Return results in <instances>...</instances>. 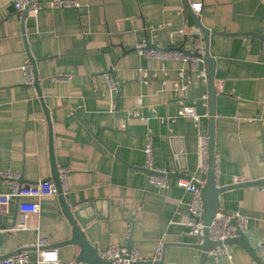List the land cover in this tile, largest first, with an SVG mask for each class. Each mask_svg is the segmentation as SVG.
<instances>
[{
  "label": "crops",
  "instance_id": "crops-1",
  "mask_svg": "<svg viewBox=\"0 0 264 264\" xmlns=\"http://www.w3.org/2000/svg\"><path fill=\"white\" fill-rule=\"evenodd\" d=\"M76 1L78 9H51V0H37L41 9L24 18L14 0H0V175H17L25 188L51 177L49 126L25 77L32 57L65 196L83 211L88 241L101 255L131 241L142 262L200 264L198 239L189 234L191 194L179 186L190 179L173 175L158 188L143 169L151 138L158 169L182 174L186 166L185 176L205 178L199 144L208 135V82L187 63L150 59L135 48L148 41L203 53L204 36L183 0ZM189 2L201 4L194 12L210 30L216 63L218 185L264 178V39L251 35L264 36V0ZM181 103L196 108L198 123L179 116ZM11 189L1 176L0 192ZM19 201L40 203L38 229L14 230ZM220 202L224 211L249 217L245 233L264 264V186L226 190ZM0 229V256L26 249L36 259L39 239L52 247L68 240L72 227L56 195L14 198L0 213ZM57 250L68 264L79 252L75 245ZM204 264L257 263L235 244Z\"/></svg>",
  "mask_w": 264,
  "mask_h": 264
},
{
  "label": "built area",
  "instance_id": "built-area-1",
  "mask_svg": "<svg viewBox=\"0 0 264 264\" xmlns=\"http://www.w3.org/2000/svg\"><path fill=\"white\" fill-rule=\"evenodd\" d=\"M15 7L18 11H23L26 5L30 4L31 10L34 13H38L41 9L37 0H14ZM80 5L76 0H51V9H78ZM193 10L201 11V4H191ZM158 46L157 44L150 43L148 41L140 42L136 45L137 51L144 57L153 58L156 60L167 61L176 60L183 63H187L190 66L191 72L195 73L199 78L203 79L204 82L208 81V72L206 62L203 58L187 55L183 52L176 50L160 51L156 49H147V46ZM195 50H192L194 52ZM26 83L33 85L34 77L32 67L29 62L26 63L25 67ZM57 80L67 81L69 77L60 76ZM111 90L116 89V83L113 80H109ZM176 89L179 88V84L175 85ZM179 116L192 118L195 122H199L201 116L197 113L194 106H189L181 103V109ZM208 135L201 136L199 144L200 163L199 170L204 174L205 178L192 179L199 186H204L206 183V175L209 167V154H208ZM145 152V167L156 173L148 176L149 184H152L158 188H165L169 179L158 175L163 173L162 170L158 169L155 165L154 146L151 138L148 139L144 149ZM63 174V186H64V175ZM5 179L12 181V189L9 193L0 192V213L6 210L14 198L20 200L22 197L42 199L47 196H56L57 191L54 182H40L34 187H21L17 184V175L6 174ZM179 186L186 189L191 194L190 201L186 204V210L191 215L189 221L190 232L189 234L193 237L197 236L204 229V224L200 220L203 214V203L201 197V190L192 181L180 180ZM41 213V205L39 202H21L18 203V214L17 224L14 230H31L38 229V220ZM235 221L236 225L232 224ZM249 217L240 213H229L218 214L214 219L213 223L209 227L210 237L214 241L224 242L227 239L235 238L238 236L237 228L242 231L247 230L249 226ZM2 230L0 229V233ZM37 247L40 248L39 255L36 259H32L28 251H22L8 258L7 260L0 262V264H68L60 259L59 252L56 248L49 246L46 239H39ZM227 246L223 249L218 248L210 252L214 257L220 252H226ZM160 251V250H159ZM103 258L111 261L112 264H139L141 258L136 250L128 251L126 247L119 245H112L104 254Z\"/></svg>",
  "mask_w": 264,
  "mask_h": 264
},
{
  "label": "water",
  "instance_id": "water-1",
  "mask_svg": "<svg viewBox=\"0 0 264 264\" xmlns=\"http://www.w3.org/2000/svg\"><path fill=\"white\" fill-rule=\"evenodd\" d=\"M185 10L189 12L196 23V27L202 32L204 36V42H205V49L203 53H200L199 51L195 50L192 52V50H186L184 47L180 48H170V47H159V46H151L148 44L147 49H156L160 51H168V50H176L183 52L190 56H195L199 58H203L207 65V72H208V88H209V123H208V154H209V167L206 175V183L204 186H199L194 180H192L191 176H185L184 171L186 169L182 168L183 173L182 174H167L166 172L159 173L158 175L164 176L168 179L172 177L173 175H179V177H187L190 179L189 181H192L198 188L201 190V197H202V203H203V214L200 218L202 223L204 224V229L201 233H199L197 236H195L196 239H198V243L194 245V247L200 249L202 251L201 254V261L200 264H204L206 260L208 259H214L215 257L210 254L212 250H217L218 248L223 249L225 246L229 247L232 245H240L244 250H246L250 256L255 260L257 264H263L261 260L257 256V249L251 246V241H249L247 234L245 231H242L240 228H237L238 236L235 238L227 239L224 242L221 241H214L210 237L209 227L213 223L214 219L217 217L218 214H228V212L224 211L221 208V202H220V196L221 194L229 189L233 188H239V187H250V186H264V178L253 180V181H247V182H240L233 184L231 186L221 187L218 185L217 182V173H216V160H215V116H216V98H217V89L215 85V59L210 55L209 52V35L210 30L203 26L201 23L200 18L195 15V10L192 9L191 4L189 0H183ZM31 10L30 4L26 5L24 10L22 11L24 18H26ZM24 30V28H23ZM255 35L257 37L263 38L264 36L257 35V34H251ZM135 50H137L135 48ZM31 64H33V77L34 82L33 86L36 88L39 96L41 97V104L45 113L46 121L49 126V156H50V164H51V177L48 178V180H45L44 182L53 181L56 187L58 201L61 206V211L64 215V217L68 220L69 224L72 227L71 230V237L63 242L54 244L53 248H60L67 245H75L79 248V252L74 260V264H112L111 261H108L103 258V256L100 254V252L97 250L95 246H93L87 239L86 235V228L87 225L83 221L82 213L83 211L81 209L73 210V207L67 202L65 192H64V186H63V174L59 170V167L56 164L55 161V154H54V147H53V129H52V123L49 115V110L47 105L45 104L39 79L37 76L36 68H35V61L32 57L29 58ZM98 140H100L99 137H97ZM177 167V166H176ZM181 168V167H180ZM148 176L154 175L156 173L148 170L147 168L143 169ZM18 183L23 182V180H17ZM233 225L235 224V221H232ZM1 237V235H0ZM2 238V237H1ZM128 251H131L133 246L132 242L129 241L126 246ZM23 250H18L16 252H13L11 254L1 255L0 256V262H3L7 260L8 258L14 256L17 253H20ZM160 262H140L139 264H156Z\"/></svg>",
  "mask_w": 264,
  "mask_h": 264
}]
</instances>
